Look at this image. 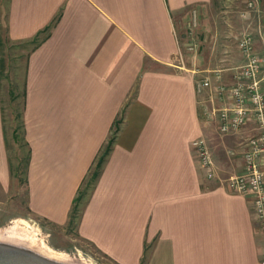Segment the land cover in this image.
I'll return each instance as SVG.
<instances>
[{"label": "crops", "instance_id": "obj_1", "mask_svg": "<svg viewBox=\"0 0 264 264\" xmlns=\"http://www.w3.org/2000/svg\"><path fill=\"white\" fill-rule=\"evenodd\" d=\"M211 1L5 0L6 37L32 42L21 111L29 210L65 224L111 138L73 224L101 264H258L264 228L249 198L225 184L253 124L220 132L216 109L228 99L213 85L215 70L231 82L245 57L237 46L209 50ZM251 29L262 80L264 25ZM207 75L211 86L197 91ZM199 137L211 177L190 145ZM14 189L0 96V203Z\"/></svg>", "mask_w": 264, "mask_h": 264}, {"label": "rangeland", "instance_id": "obj_2", "mask_svg": "<svg viewBox=\"0 0 264 264\" xmlns=\"http://www.w3.org/2000/svg\"><path fill=\"white\" fill-rule=\"evenodd\" d=\"M259 1H261L260 10L248 7L247 0H212L209 21L214 28L209 32L206 41L209 50L219 52L226 48V51L231 49L236 52L238 40L245 32L253 35L251 29L253 26L264 25V0ZM4 3L5 0H0V12H2ZM31 45V41H10L0 24L1 108L9 164L15 186L13 195L0 203V231L13 227L20 232H29L33 241L17 239L26 247L33 245V249L36 248V250L48 248L57 254L67 256L68 261L71 262L101 264V257L96 250L91 244L77 237L73 228L79 204L92 182L91 173L95 165L85 176L75 197L69 220L65 224L57 225L44 220L33 214L26 204L24 176L28 151L23 138L21 111L24 58ZM195 47L199 50L202 45L197 46L196 44ZM261 85L264 90V78L261 80ZM0 240L13 241L7 236Z\"/></svg>", "mask_w": 264, "mask_h": 264}, {"label": "built area", "instance_id": "obj_3", "mask_svg": "<svg viewBox=\"0 0 264 264\" xmlns=\"http://www.w3.org/2000/svg\"><path fill=\"white\" fill-rule=\"evenodd\" d=\"M194 23V18L190 21ZM238 48L245 57L243 63L233 67L231 82L219 79V71L215 70V93L226 97L217 107L218 130L223 133L238 130L248 119L253 124L252 130L239 143L240 170L225 179L226 186L237 193L247 196L250 201L255 220L260 228H264V90L258 71L259 55L253 48L249 34L238 40ZM195 89L211 86V77L204 76L195 80ZM195 148L199 163L205 168V176H213L210 152L202 138L190 141ZM264 264V248L258 260Z\"/></svg>", "mask_w": 264, "mask_h": 264}, {"label": "water", "instance_id": "obj_4", "mask_svg": "<svg viewBox=\"0 0 264 264\" xmlns=\"http://www.w3.org/2000/svg\"><path fill=\"white\" fill-rule=\"evenodd\" d=\"M0 264H81L51 258L38 251L9 241L0 240Z\"/></svg>", "mask_w": 264, "mask_h": 264}, {"label": "bare ground", "instance_id": "obj_5", "mask_svg": "<svg viewBox=\"0 0 264 264\" xmlns=\"http://www.w3.org/2000/svg\"><path fill=\"white\" fill-rule=\"evenodd\" d=\"M2 233V235H0V239H3V237H11V239L13 241H9V242H13V243H16V244H21L18 240H24V241H27V240H34L32 239V236L29 232H20V231H17L16 229H14L13 227H10V228H7L5 231H0ZM14 238V239H13ZM18 239V240H17ZM29 241V242H30ZM34 244V242H31V244ZM35 245V244H34ZM28 247L30 248H34L33 245H27ZM36 250V248L34 249ZM36 251H38L39 253L41 254H44L46 256H49L51 258H54V259H58V260H64V261H68L69 258L67 256H64V255H60V254H57L51 250H49L48 248H43V249H37ZM83 263V262H82Z\"/></svg>", "mask_w": 264, "mask_h": 264}, {"label": "trees", "instance_id": "obj_6", "mask_svg": "<svg viewBox=\"0 0 264 264\" xmlns=\"http://www.w3.org/2000/svg\"><path fill=\"white\" fill-rule=\"evenodd\" d=\"M110 140H111V138H109V140H108L106 146L104 147V149L102 150V152L99 154V156H98V158H97V160H96V162H95L94 169H93V171H92V173H91V180L94 179V177L96 176V174H97V172H98V169H99L100 163H101V161H102V159H103V156H104V154L106 153V151H107V149H108V146H109Z\"/></svg>", "mask_w": 264, "mask_h": 264}]
</instances>
